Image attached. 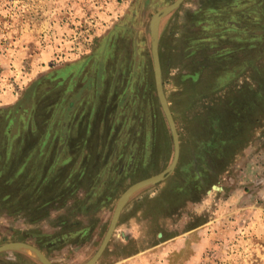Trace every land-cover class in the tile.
I'll use <instances>...</instances> for the list:
<instances>
[{"label": "rangeland", "instance_id": "rangeland-1", "mask_svg": "<svg viewBox=\"0 0 264 264\" xmlns=\"http://www.w3.org/2000/svg\"><path fill=\"white\" fill-rule=\"evenodd\" d=\"M174 1L0 0V245L83 264L125 190L170 165L149 26ZM159 55L180 159L129 194L95 264H264V0H185Z\"/></svg>", "mask_w": 264, "mask_h": 264}, {"label": "water", "instance_id": "water-1", "mask_svg": "<svg viewBox=\"0 0 264 264\" xmlns=\"http://www.w3.org/2000/svg\"><path fill=\"white\" fill-rule=\"evenodd\" d=\"M184 1L185 0H175L173 3L160 9L152 17L150 21V26H149L150 32L152 35L151 54H152V60H153L156 93H157L161 108L166 117L167 123L169 125V129H170L171 136L173 139V144H174V153H173L172 161L170 165L165 170H163L161 173L141 179L135 182L134 184H132L131 186H129L125 190V192L119 197L116 203L109 227L106 231V234L99 248L97 249L95 254L91 257V259H89L83 264H95L100 259V257L103 255L108 243L110 242L114 234V231L119 221L121 211L123 209V206L129 194H131L133 191H135L139 187H142L150 183L158 182V181H161L167 178L170 174L173 173V171L176 169L178 165V162L180 159V153H181L180 139H179V133L177 130L176 122L174 120V116L172 114L169 103L167 101L164 88H163V83H162V67H161V61H160V55H159V20L164 14L178 8ZM20 247L26 248L29 251L33 252L43 264H54L50 260V258L40 248H38L37 246L33 244L23 242V241L7 242V243L0 245V253L14 249V248H20Z\"/></svg>", "mask_w": 264, "mask_h": 264}, {"label": "trees", "instance_id": "trees-1", "mask_svg": "<svg viewBox=\"0 0 264 264\" xmlns=\"http://www.w3.org/2000/svg\"><path fill=\"white\" fill-rule=\"evenodd\" d=\"M212 3H210L209 5H211ZM195 34L196 33H194V36H195ZM237 48H239L240 50H242V48H241V45H240V47H237ZM235 51H237V49H235ZM238 52H241V51H238ZM241 53H243V52H241ZM244 55H246L245 53H243ZM216 58H218V55H216ZM220 58H218L217 60H219ZM222 59V58H221ZM218 63V62H217ZM239 70V68H238V66H236V68L234 69V72L235 71H238ZM234 74H236V73H234ZM239 98H240V96H239ZM235 104L238 106V104H239V102H238V100L235 102ZM234 116H236L235 114H234ZM216 120H215V118H214V116H212L210 113H208V114H205L204 115V117L202 116V118H201V125H202V130L203 131H206L207 130V127H206V124L207 123H211V125H213V124H216L217 125V123L215 122ZM238 122V124H241V120H238L237 121ZM213 123V124H212ZM216 125H213V126H211V128H215L216 127ZM33 131L35 130V128H33L32 129ZM208 131V130H207ZM224 136H226V133H224L223 134ZM224 141H225V139H224ZM43 146H44V143H43ZM4 148V147H3ZM6 149H7V147H5L4 148V151L6 152ZM6 153H8V151L6 152ZM0 158H1V156H0ZM30 157L28 156V159H29ZM52 167H50V169H51ZM50 169L48 168V171H50ZM1 176H2V171L0 170V178H1ZM1 183V182H0ZM32 188L33 187H35V186H31ZM27 188H30V186H28ZM32 188H30V189H32ZM37 189H38V187H37ZM46 188L43 190V193L44 192H46ZM61 189H60V187H58V188H52V190H50L49 191V194L51 195V194H53V195H55V194H58V192L60 191ZM32 196V194L30 193L25 199H24V201H25V206H31L30 205V203H31V201H30V197ZM29 204V205H28ZM26 208H28V207H26ZM41 249V248H40Z\"/></svg>", "mask_w": 264, "mask_h": 264}]
</instances>
